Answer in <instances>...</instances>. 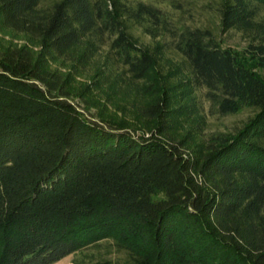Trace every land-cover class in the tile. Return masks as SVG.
<instances>
[{"label":"trees","instance_id":"obj_1","mask_svg":"<svg viewBox=\"0 0 264 264\" xmlns=\"http://www.w3.org/2000/svg\"><path fill=\"white\" fill-rule=\"evenodd\" d=\"M219 5L226 34L264 0ZM136 26L162 40L144 47ZM0 29L39 46L0 50V264H56L104 241L126 264H264V43L224 48L147 0H0ZM84 43L148 82L137 114L150 129L71 101V77L50 64ZM167 52L182 57L177 84L159 69ZM202 96L219 115L252 116L206 140ZM180 110L197 141L173 124Z\"/></svg>","mask_w":264,"mask_h":264},{"label":"rangeland","instance_id":"obj_2","mask_svg":"<svg viewBox=\"0 0 264 264\" xmlns=\"http://www.w3.org/2000/svg\"><path fill=\"white\" fill-rule=\"evenodd\" d=\"M147 1L168 10L179 25L211 29L224 48H233L238 52H243L249 44L264 43V7H261L257 16L225 34L221 33L220 28L218 12L220 0ZM172 1L179 4L180 8H176ZM132 32L144 47L154 49L158 41L162 40L153 39L139 26L134 27ZM165 41L168 43L171 38H165ZM23 46L39 52L37 41L23 34L0 29V50ZM107 55L106 49L96 50L90 44L84 43L73 48L65 59L54 61L50 65L54 70L71 77V89L74 92L71 101L87 115L94 116L96 119H99L101 115L115 122L122 121L126 126L133 127L140 132L147 131L151 128V123L142 120L137 112L143 105H148L152 101L147 90L148 82L128 77L120 71V68L107 61ZM181 63V56L167 52L161 55L159 69L162 75L169 76L177 84L184 78L182 70L179 69ZM81 93H83V98L79 96ZM201 100V102L204 100L205 122L202 128L206 140L214 133L234 132L252 116L251 110L222 116L215 112L203 96ZM196 123V120L188 118L186 110H180L173 122L181 128L183 133L191 131L190 136L194 139L199 136L200 132ZM76 262L80 264H126L130 262V257L127 252L119 250L113 241H104L97 246L70 255L56 264H76Z\"/></svg>","mask_w":264,"mask_h":264}]
</instances>
